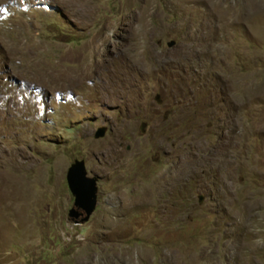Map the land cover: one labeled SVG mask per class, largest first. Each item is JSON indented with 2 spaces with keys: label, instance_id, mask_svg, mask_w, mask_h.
<instances>
[{
  "label": "rangeland",
  "instance_id": "374dc122",
  "mask_svg": "<svg viewBox=\"0 0 264 264\" xmlns=\"http://www.w3.org/2000/svg\"><path fill=\"white\" fill-rule=\"evenodd\" d=\"M0 264H264V0H0Z\"/></svg>",
  "mask_w": 264,
  "mask_h": 264
},
{
  "label": "water",
  "instance_id": "95a60500",
  "mask_svg": "<svg viewBox=\"0 0 264 264\" xmlns=\"http://www.w3.org/2000/svg\"><path fill=\"white\" fill-rule=\"evenodd\" d=\"M173 45V41L167 44L168 47H172ZM155 101L160 103L159 95H156ZM105 132V126L97 128L94 133V138L99 139L104 137ZM97 182V177L88 175L83 160H74L67 169L66 183L73 197L72 208L69 210L68 216L74 224L87 222L94 212L97 203ZM201 200L200 198L199 203Z\"/></svg>",
  "mask_w": 264,
  "mask_h": 264
},
{
  "label": "clouds",
  "instance_id": "9594fccd",
  "mask_svg": "<svg viewBox=\"0 0 264 264\" xmlns=\"http://www.w3.org/2000/svg\"><path fill=\"white\" fill-rule=\"evenodd\" d=\"M98 183V182H97Z\"/></svg>",
  "mask_w": 264,
  "mask_h": 264
}]
</instances>
